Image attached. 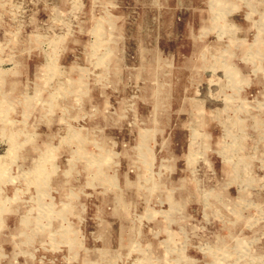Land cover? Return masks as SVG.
<instances>
[{
  "label": "rangeland",
  "instance_id": "rangeland-1",
  "mask_svg": "<svg viewBox=\"0 0 264 264\" xmlns=\"http://www.w3.org/2000/svg\"><path fill=\"white\" fill-rule=\"evenodd\" d=\"M0 264H264V0H0Z\"/></svg>",
  "mask_w": 264,
  "mask_h": 264
},
{
  "label": "bare ground",
  "instance_id": "bare-ground-1",
  "mask_svg": "<svg viewBox=\"0 0 264 264\" xmlns=\"http://www.w3.org/2000/svg\"><path fill=\"white\" fill-rule=\"evenodd\" d=\"M143 29V28H142ZM130 37V36H129ZM141 39V38H140ZM158 72V71H157ZM158 79V78H157ZM155 84H156V82H155ZM166 84V83H165ZM156 87V86H155ZM35 91V90H34ZM27 92V91H26ZM28 93V92H27ZM164 97V96H163ZM40 102V101H39ZM158 102V101H157ZM156 106H157V104H156ZM155 110H156V107H155ZM8 115V114H7ZM155 122V121H154ZM219 122V121H218ZM217 123V122H216ZM4 161V160H3ZM102 163H104V164H106V162H102ZM3 165V164H2ZM4 166V165H3ZM43 167V166H42ZM43 169V168H42ZM53 170V169H52ZM7 171V170H6ZM37 172V171H36ZM46 174V173H45ZM11 175V174H10ZM42 175V174H41ZM9 179V178H8ZM43 179V178H42ZM28 188V187H27ZM21 190V189H20ZM16 191V190H15ZM16 197V196H15ZM7 200V199H6ZM14 200V199H13ZM15 201V200H14ZM96 204H98L97 203V200L96 201H93V203H92V205L93 206H95ZM92 206V207H93ZM77 222V221H76ZM97 255V254H96Z\"/></svg>",
  "mask_w": 264,
  "mask_h": 264
}]
</instances>
